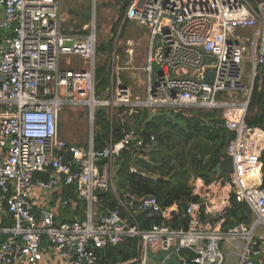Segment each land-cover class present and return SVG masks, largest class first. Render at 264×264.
Wrapping results in <instances>:
<instances>
[{
  "label": "built area",
  "instance_id": "2783aa9c",
  "mask_svg": "<svg viewBox=\"0 0 264 264\" xmlns=\"http://www.w3.org/2000/svg\"><path fill=\"white\" fill-rule=\"evenodd\" d=\"M121 5L126 9L117 38L126 23L147 32L142 98L134 97L119 75L106 98L97 96L96 7L83 33H67L61 0H0V264H42L45 239L49 257L68 264H98L100 251L130 240L139 242L142 264L151 252L172 249L178 256L182 250L196 254L183 264H225L221 242L240 239L246 246L237 264H254L264 251V233H258L264 229V131L249 126L247 117L264 66V0H121ZM66 57L85 60L87 67L71 68ZM207 69L215 71L209 83ZM105 107L124 110L123 116L221 113L224 128L233 134L227 147L233 170L219 181L229 182L236 201L251 207L254 227L205 230L193 217L197 204L190 202L184 214L192 218L188 230L166 223L142 229L139 214L168 219L169 208L155 196L128 193L101 213L104 195L114 191L116 158L124 149L143 160L150 152L135 131L103 149L95 147L93 136L87 148L60 137L65 109H87L93 128L97 109ZM59 187L74 188L76 199L85 203V220L58 222L47 206L39 207V199Z\"/></svg>",
  "mask_w": 264,
  "mask_h": 264
},
{
  "label": "trees",
  "instance_id": "16d2710c",
  "mask_svg": "<svg viewBox=\"0 0 264 264\" xmlns=\"http://www.w3.org/2000/svg\"><path fill=\"white\" fill-rule=\"evenodd\" d=\"M110 50H112V42L103 43L99 48L100 52ZM98 79L100 92L110 83V73L107 71V67L99 70ZM120 112L123 113V110ZM121 113L117 114L116 122L111 119L107 109L98 111L97 149L109 146L110 133H113L114 140L117 142L124 138L129 124L123 122ZM172 114L175 116L173 121L175 123L182 121L183 126L179 133L171 131V136H163L162 133L155 130L141 129L144 122L147 125L151 122L150 114L147 111H141L139 114L128 117L129 121H135L134 130L139 138L144 140L145 145H151L157 140L158 150L151 155L149 161H143V159L133 158L130 149H124L121 155L116 158L114 165V182L119 192L131 193L138 197L155 196L163 208H168L175 203L194 201L189 181L193 173L200 174L199 170L196 172L198 161L209 159L207 171H212L225 159V149L233 137V134L224 128L222 115L219 112L208 114L202 111H184ZM247 123L251 127H258L264 131V66L260 68L254 85ZM177 156L178 158H176ZM174 159H178V162L175 163ZM261 161L264 175V153ZM188 166L193 169H189ZM201 167L203 168V166ZM202 175L206 181H211L206 172ZM156 176L161 178L156 179ZM167 177H170L169 180L165 179ZM73 191L74 188H68L61 190L60 193L67 200H70L69 198L77 200ZM230 202L231 209L227 213L225 230L235 227L241 221L250 220L248 215L242 216V210L248 214L245 206L237 204L234 197H231ZM137 221L142 229H148L153 223H161L162 220L160 217L150 218L147 213H141L138 215ZM137 243V241H130L122 246L104 250L100 253V264H116L136 258L138 255Z\"/></svg>",
  "mask_w": 264,
  "mask_h": 264
},
{
  "label": "crops",
  "instance_id": "0c3cea01",
  "mask_svg": "<svg viewBox=\"0 0 264 264\" xmlns=\"http://www.w3.org/2000/svg\"><path fill=\"white\" fill-rule=\"evenodd\" d=\"M108 1L115 4L114 7H116V9L120 12V18L116 19V23L118 26L113 30V32H111V30H109L107 27L104 28L105 34L110 37V40L102 41V43L100 42V46L103 43L108 44L109 42H112V50L106 51V52H100L99 51L100 57L98 58L99 66H98V70H97V81H98V87H99L98 72L101 68L107 67V71H109V73H110V83L107 86V88H105L104 90H101L100 92H99V88H97V96L101 99L106 98L107 91H109L111 89L112 84L117 81L116 80L117 75H119V77L122 79L124 85L132 90L133 96L142 98L146 94V87H147V73L143 70V68L146 67V65H147V61L145 60V62H141V63L138 61V63L136 64V67H135L137 69L132 71L133 73H132V77L130 80L122 78V73H121L122 71L120 70V69L123 70V68L120 66V63H121L120 62V59H121L120 52H121V50L120 51L117 50V30H119L118 27L120 26V23H121L120 20L123 18L122 12L126 8L121 5V0H102V3L107 4ZM98 2L100 3L101 0H97V5H96L97 22H98V12L100 11L98 8ZM61 5H62V0H61ZM114 7H113V10H114ZM93 8L94 7L92 4L90 17L89 18L86 17L85 22L83 24L84 27L90 23ZM124 13H125V11H124ZM62 18H63V13H62ZM126 24L129 25V24H134V23H126ZM83 26L81 27V30L79 32H75V33H80V32L83 33V28H84ZM118 38H120V37H118ZM100 46H99V48H100ZM126 57L128 58V55ZM126 57H125V59H126ZM71 58H74V57H66L64 59L65 63L69 64L68 65L69 67L74 68V69H80V68H86L87 67V62L85 60H82L79 58L80 59L79 62H74V61H71ZM131 58H132V55H131ZM101 109H107L108 112L110 113L111 119H114L117 122V114L121 113L120 112L121 109L115 108V109H113V111H111V109L108 107L97 109L96 115H95L96 124L93 128L91 127V125L89 124V121H88V110L87 109H77L76 111L69 109L71 112H73L75 114L76 113L77 114L82 113L83 117H85L84 119H86L88 126H89V131H88L87 138H86L87 141L85 140L86 143L83 144L85 141L82 143L79 139H75L72 135H68L67 137H62L60 134V137L72 145L78 146L80 148H87L90 146V140H91V137L93 136L94 145L96 147V143H97L96 136H97V130L99 128L97 125V121H98L97 114H98V111ZM123 113H124V110H123ZM123 113H121V116L123 118L122 120H124V123L127 122L129 124V129H128L127 133L125 134V136H126L128 133H130V131H135L134 130L135 129L134 128L135 127V121H132V120L129 121L128 117H131L135 114H139L140 112L139 113H133V114H127V115H125L126 117L123 116ZM150 117H151V114H150ZM61 122L62 121H60V125H61ZM111 140H113L114 142H117L114 140L113 133H110V141ZM110 141H109V143H110ZM157 145H158L157 140L154 141L151 145H148V146H150L149 158L146 160H143V161H149L150 160L151 155L154 154V152H157V150H158ZM227 147L225 149V155H226L225 159H227ZM179 157H180V155H179ZM176 158H178V156ZM174 160H175V163L178 162V159H174ZM208 160L202 159L201 161H198V166L196 168V170H197L196 172H198V170H199L200 174L197 175V174L193 173L191 175V179L189 181V186L192 189V198L194 199V201H189L186 203L185 202L175 203L172 206L168 207L169 208V218L168 219H163L160 216H153V217H160L162 220L161 223L169 224V226L171 228L188 230V228L190 227L189 223H190L192 218H191V216H188V217H190L189 220H188V217L184 218V214L186 213L187 209L184 210L183 205L184 204L187 205L190 202H195L197 204V210L193 214V217L198 220L199 225L205 230H212L214 228H219L223 232H228L229 230H233L235 228H240V226H243L247 229L254 227V223H255L256 218H255V214H254L253 210L251 209V207L246 203H238L236 201L237 204L243 205L247 208L248 214H245V211L242 210V216L248 215V218H250V220L249 221H247V220L241 221L235 227H233L229 230H225L224 225H225V223H227V213L231 209L230 199H231V197L235 198V196L230 189L229 182H225V183L220 184L219 180L221 179L222 176L230 175V173L232 171L228 172V173L216 174L215 177H211L210 175L212 174L213 170L216 167L212 171H207V168H208L207 167V161ZM201 166H203V168ZM188 167H189V169H193V167L191 168V166H188ZM205 172L207 173V175L209 176L211 181H208V180H207L208 182L206 181V178H204V176L202 175ZM172 175H173V173L171 174V176ZM156 177H159L156 179L161 178L160 176H156ZM170 177H167L165 179L169 180ZM113 178H114V175H113ZM263 178H264V175H263ZM114 186H115L114 191L110 192L109 195H104L103 207H101L99 209V211L101 213H108L110 209L112 210V208L114 207V202L116 200V197L124 194V192L121 193L117 190L115 182H114ZM68 188H72V187H59V188L55 189L54 191L50 192L47 197H42L41 199H39L38 205L40 208H44L45 206H47L50 210H52L55 213L56 220L58 222H71V221H75V220L83 221L86 218V214H85V211H86L85 208L86 207H85L84 202H80L81 203L80 204V203H78L77 200H73L72 198H69L70 199V200H68L69 205L65 206L63 203V201L67 200V198L65 199L63 196H61L60 192H61V190L68 189ZM73 193H74V195H76L75 191H73ZM128 194H130L132 197H138V196L133 195L131 193H128ZM235 200H236V198H235ZM203 215H204V218H203ZM126 217L128 218L127 215H126ZM149 217L151 218V216H149ZM204 219H205V221H204ZM2 221L4 224H7L8 220L6 218L2 217ZM184 221H187V224H188L187 229H185ZM139 225H140V223H139ZM258 233H264V229H261V227H260L258 229ZM261 235H264V234H261ZM130 241H136V240H130ZM130 241H128V242H130ZM137 245H138V248H137V254L138 255L136 258L128 260V261H120V262H117L116 264H142L141 258H140L141 247L139 245V242L137 243ZM245 246H246L245 242L243 240H240V239L221 242L220 249H221V253L224 254V256L226 258L225 264H237ZM109 248H115V247H109ZM106 249H108V248H106ZM103 251L99 252L98 264H100V261H101L100 253H102ZM160 253H158V254H160ZM43 254H44L45 259H44L42 264H49V263L68 264V262H65L61 259H58L57 256L49 257V255L51 254V251L48 250V244L46 242V239H45V242L43 244ZM158 254H155V255H158ZM191 254H192V256H191ZM195 256H196V254L191 250H182L179 253V256L176 255L175 257L177 258L179 264H183L185 259L191 260ZM255 261H258L260 264H264V251L262 252V254L258 258H255ZM147 264H166V261L164 259L163 260H154L149 255V260H148Z\"/></svg>",
  "mask_w": 264,
  "mask_h": 264
},
{
  "label": "rangeland",
  "instance_id": "374dc122",
  "mask_svg": "<svg viewBox=\"0 0 264 264\" xmlns=\"http://www.w3.org/2000/svg\"><path fill=\"white\" fill-rule=\"evenodd\" d=\"M92 4L93 7H96L97 1L62 0V26L64 31L67 33L79 32L85 22L86 17H90ZM114 5V3L109 1L107 4L102 3V0L100 3L98 2V8L100 10L98 12V29L101 43L102 41L110 40V37L105 34L104 28L107 27L109 30H111V32H113V30L118 26L116 23V19L120 18V12L116 9V7H114ZM147 43L146 29L140 27L136 23L129 25L125 24L121 28V36L119 39L117 38V50H121L122 52H120V66L122 68H128V70H123L121 72L122 78L130 80L133 73L132 71L137 69L135 67L138 61L140 63L145 62L148 52ZM129 51L133 53L132 58L128 54ZM127 54L128 58L126 57ZM71 61L79 62L80 59L74 57L71 58ZM61 117V136L67 137L68 135H72L75 139H79L83 143L87 138L89 126L82 113L75 114L69 109H65L64 111H62ZM143 125L144 126H142L141 129L145 131L155 130L158 131V133H162L161 135L163 136H171V131L179 133L180 128L183 126V122L179 121L175 123L169 118L167 119L165 117H154L153 121L148 123V125L146 124V122H144ZM86 141L83 144H85Z\"/></svg>",
  "mask_w": 264,
  "mask_h": 264
},
{
  "label": "water",
  "instance_id": "95a60500",
  "mask_svg": "<svg viewBox=\"0 0 264 264\" xmlns=\"http://www.w3.org/2000/svg\"><path fill=\"white\" fill-rule=\"evenodd\" d=\"M214 70L211 69H207L206 73H205V81L206 82H212L213 78H214ZM154 117H167L171 120L175 119V116H173V114L171 112H158L156 114H152L150 117V121L154 118ZM233 170V161L231 158H227L225 160H223L220 164H218L216 166V168L213 170L212 174L210 175L211 177H215L216 174H221V173H228L231 172ZM159 178V177H156ZM184 210L187 209V205L184 204L183 205ZM190 219V217H188V220ZM184 225H185V229H187L188 224L187 221H184ZM174 249L171 250V252H161L158 255H155L154 253H150V257L153 258L154 260H165L166 264H179L177 258L175 257V255L173 254ZM170 255L169 259H166L167 256ZM254 264H260L258 261H255Z\"/></svg>",
  "mask_w": 264,
  "mask_h": 264
}]
</instances>
